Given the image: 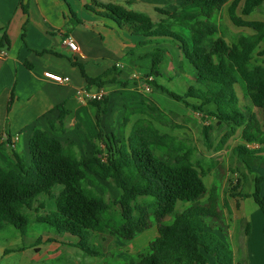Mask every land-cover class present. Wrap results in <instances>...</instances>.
<instances>
[{
	"label": "trees",
	"instance_id": "16d2710c",
	"mask_svg": "<svg viewBox=\"0 0 264 264\" xmlns=\"http://www.w3.org/2000/svg\"><path fill=\"white\" fill-rule=\"evenodd\" d=\"M243 2L245 17L264 4V0H186L179 11L159 9L165 19L157 24L149 16L119 5L95 2V7L89 9L101 8L105 11L103 15L119 26H130L132 34L143 39L140 46L167 41L177 45L184 59L194 67L199 87L191 86L184 96L159 87L200 112L214 105L211 117L220 128L226 129L225 141L241 129L244 144L235 153L253 173L254 167L264 170V62H254L257 56L264 57V21L239 16ZM229 3L231 22L254 31L233 43L219 37L217 13ZM210 38L214 39L211 48L206 43ZM4 44H9L6 35L0 45ZM165 54L166 50L160 47L151 53V75L155 78L160 77ZM84 77L89 86L102 87L101 79ZM191 99L196 105L188 102ZM247 102L261 110L262 121ZM107 104V100L93 103L98 109L99 134L92 141L90 158L84 159L74 142L60 141L37 128L29 141L31 165L18 153L14 155L18 171L0 162V232L12 226L26 237L39 228L50 229L66 245L98 258L102 254L92 243L93 235L108 232L130 243L156 225L158 236L138 254L135 264H209L210 258L217 264H235L229 246L213 232H224L215 224L223 218L219 190L217 186L207 188L193 162V149L162 133L145 118L134 123L127 138L106 134L100 128V116L106 113ZM58 109L61 116L58 122H51L53 130L57 123L63 126L67 115L64 105ZM131 115L125 117L124 128ZM213 129L208 126L204 130L209 147H212ZM254 144L258 147L250 148ZM93 176L114 183L120 191L114 205L119 206L120 212H114L112 204L90 188ZM57 185L63 187L58 196L53 193ZM263 186L264 173L256 174L253 193L233 187L229 196L236 200L253 199L264 214ZM42 195L55 201V211L39 214L44 206L35 208V203ZM180 203L187 206L177 212ZM34 209L39 215L32 220L25 211ZM170 216L174 219L165 224L164 220ZM250 230L248 224L246 236ZM41 240L37 243L41 244Z\"/></svg>",
	"mask_w": 264,
	"mask_h": 264
},
{
	"label": "crops",
	"instance_id": "0c3cea01",
	"mask_svg": "<svg viewBox=\"0 0 264 264\" xmlns=\"http://www.w3.org/2000/svg\"><path fill=\"white\" fill-rule=\"evenodd\" d=\"M95 2L145 14L157 24L165 19L159 9L179 11L186 0H0V43L5 35L9 40V44L0 45V162L9 169L18 171L15 153L31 165L29 141L37 128L60 141L74 142L82 157L90 158L92 141L99 134L98 109L94 102L83 103L79 91L106 93L108 104L100 116V128L111 134L114 119L122 110L124 119L135 114L126 107V96L155 91L151 53L156 47L166 50L158 78L165 77L162 72L170 56L168 45L175 44L167 41L140 46L143 39L134 36L130 26H119L104 16L101 8L89 9ZM66 37L75 40L79 53L73 54L64 45ZM185 61L182 56L174 73L183 70ZM46 72L69 77L70 82L57 84L45 77ZM84 75L101 79L102 87L89 86ZM142 76L146 81L138 84L136 80ZM62 105L67 113L64 124L57 123L53 130L51 122L59 121ZM242 206L239 219H246L245 225L236 224L233 230L223 232L222 238L233 252L235 264H264V230L255 236L254 221ZM248 224L251 230L246 236ZM209 264L217 263L210 258Z\"/></svg>",
	"mask_w": 264,
	"mask_h": 264
},
{
	"label": "rangeland",
	"instance_id": "374dc122",
	"mask_svg": "<svg viewBox=\"0 0 264 264\" xmlns=\"http://www.w3.org/2000/svg\"><path fill=\"white\" fill-rule=\"evenodd\" d=\"M243 5L238 11L239 16L246 20L264 21V4L248 17L242 15ZM217 17L221 31L219 37L224 38L229 43L236 42L242 35L253 34L251 29L237 27L231 22L228 6L218 12ZM206 43L211 48L214 39L210 38ZM168 46L170 56L167 58L165 70L162 72L165 77L155 78L157 85L154 84L155 91L153 92H137L133 96H126V107L135 114L131 116L130 123L123 128L125 110H122V115L120 116L119 113L118 117L114 119L111 131L119 138L123 136L127 138L133 124L139 118H145L153 122L162 133L174 136L184 142L186 146L191 147L194 151L193 162L202 173L207 188L211 189L212 186H217L220 193L223 218L219 223L215 222L216 226H221L223 231L228 233L230 228L232 227L233 230L238 223L245 225L246 219H239L242 216V202L245 201L243 206L248 212V217L254 221V233L255 236H258L259 232L264 230V214L259 206L253 199L236 200L229 195L233 187H238L239 191L244 193H253L254 178L256 174H263L264 170L254 167V172L251 173L241 162L235 153V149L244 144L242 130L240 129L235 136L225 141L226 129L220 128L216 119L211 117V113L215 111L214 105H208L203 108V112H200L183 102L177 101L160 88L184 96L191 86L196 84L199 87L196 80L193 79L196 78V71L187 61L182 65L183 70L174 73L175 68L180 66L183 55L175 45L169 44ZM254 62L262 63L264 57L257 56ZM171 76H173L172 80L170 79ZM142 77L136 80L138 84L146 81V78ZM188 102L191 105H196L194 100ZM247 105L256 113L257 119L262 121L261 110L254 108L250 102H247ZM208 126L214 128L211 132L212 147H209L204 137L205 127ZM254 147L257 148L258 145L254 144L250 148ZM89 186L98 194L103 195L108 203L112 204L114 212H120L119 206L114 205V201L119 198L120 191L112 181H102L93 176ZM62 189V186L57 185L53 193L58 196ZM41 205L44 206V209H40L39 214L44 215L56 210L55 201L47 195L38 198L35 208H39ZM186 206L187 204L180 203L177 212ZM25 212L32 220H35L39 215L36 214L35 209ZM173 219L174 216H170L164 220V223L169 224ZM239 226L241 225L239 224ZM213 232L226 243L222 238L225 233L220 232V230ZM157 236L158 228L156 225L137 236L130 243H125L108 232L95 234L92 243L102 256L92 258L86 256L79 249L66 245L67 242L57 238L50 229L39 228L31 231L28 236L22 237L18 230L8 226L0 232V264H135L138 254L146 250ZM40 238L43 240H41V244H38L37 241ZM68 239L75 242L73 238L68 237Z\"/></svg>",
	"mask_w": 264,
	"mask_h": 264
},
{
	"label": "built area",
	"instance_id": "2783aa9c",
	"mask_svg": "<svg viewBox=\"0 0 264 264\" xmlns=\"http://www.w3.org/2000/svg\"><path fill=\"white\" fill-rule=\"evenodd\" d=\"M64 45L73 53H79V45L75 42V40L71 37H66L64 39ZM5 52H2V55L5 56ZM45 77L48 78L49 80L57 83V84H67L70 82L69 77H63L58 74H54L51 72H46ZM152 80V79H151ZM146 89L149 91L150 87H146ZM79 96L82 100L83 103H89V102H101L105 99L106 93L102 90H99L97 92H89L86 90L79 91Z\"/></svg>",
	"mask_w": 264,
	"mask_h": 264
}]
</instances>
